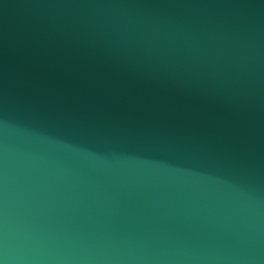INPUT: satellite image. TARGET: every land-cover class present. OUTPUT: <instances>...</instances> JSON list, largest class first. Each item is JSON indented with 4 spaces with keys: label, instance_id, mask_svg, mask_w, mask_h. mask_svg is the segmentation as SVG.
<instances>
[{
    "label": "water",
    "instance_id": "water-1",
    "mask_svg": "<svg viewBox=\"0 0 264 264\" xmlns=\"http://www.w3.org/2000/svg\"><path fill=\"white\" fill-rule=\"evenodd\" d=\"M0 264H264V0H0Z\"/></svg>",
    "mask_w": 264,
    "mask_h": 264
}]
</instances>
